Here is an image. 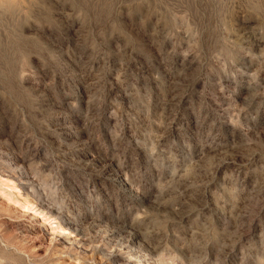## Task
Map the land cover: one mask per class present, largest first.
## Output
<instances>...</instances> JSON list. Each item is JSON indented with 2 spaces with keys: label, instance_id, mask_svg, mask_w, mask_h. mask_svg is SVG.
Segmentation results:
<instances>
[{
  "label": "rangeland",
  "instance_id": "1",
  "mask_svg": "<svg viewBox=\"0 0 264 264\" xmlns=\"http://www.w3.org/2000/svg\"><path fill=\"white\" fill-rule=\"evenodd\" d=\"M0 264H264V0H0Z\"/></svg>",
  "mask_w": 264,
  "mask_h": 264
},
{
  "label": "bare ground",
  "instance_id": "2",
  "mask_svg": "<svg viewBox=\"0 0 264 264\" xmlns=\"http://www.w3.org/2000/svg\"><path fill=\"white\" fill-rule=\"evenodd\" d=\"M70 132V131H69ZM115 169V168H114ZM68 222V221H67ZM78 229V228H77Z\"/></svg>",
  "mask_w": 264,
  "mask_h": 264
}]
</instances>
